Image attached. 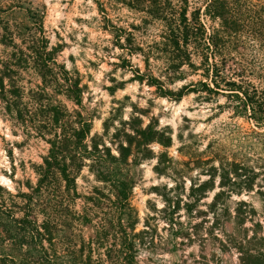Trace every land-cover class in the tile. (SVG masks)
Wrapping results in <instances>:
<instances>
[{"label": "trees", "instance_id": "trees-1", "mask_svg": "<svg viewBox=\"0 0 264 264\" xmlns=\"http://www.w3.org/2000/svg\"><path fill=\"white\" fill-rule=\"evenodd\" d=\"M121 1L146 12V21L161 23L160 39L147 48L131 31L112 25L119 48L144 57L146 70L135 68L138 80L178 100L192 92L224 94L237 101V114L264 129V86L253 83L247 59V0H202L194 10L189 0L180 6L171 0ZM45 17L32 0H0V115L50 145L36 186L15 194L0 184V264H137L149 231L137 229L136 167L156 159L159 175L181 178L186 171L179 165L186 162L169 155L172 136L153 122L123 121L110 141L93 134L92 114L84 105L87 86L78 71L59 61L60 46H51ZM153 61L161 62L163 77L153 72ZM122 63L133 67L129 59ZM189 72L200 79L177 91L167 86L166 81L183 80ZM60 97L77 108L70 109ZM155 144L161 146L158 153ZM86 168L102 187L81 194L77 179ZM220 169L222 179H229L224 164L210 170ZM211 183L196 186L192 181L187 209L207 197L214 189ZM176 187V201L168 199L174 209L186 197ZM226 199L220 190L207 207L229 209ZM77 200L83 201L81 209ZM249 264H264V259L250 257Z\"/></svg>", "mask_w": 264, "mask_h": 264}, {"label": "rangeland", "instance_id": "rangeland-1", "mask_svg": "<svg viewBox=\"0 0 264 264\" xmlns=\"http://www.w3.org/2000/svg\"><path fill=\"white\" fill-rule=\"evenodd\" d=\"M32 1L46 11L45 28L51 46H60L59 61L78 71L87 86L84 105L92 114L93 134L110 141L123 121L141 119L144 126L153 122L172 136L169 155L186 162L179 165L186 171L181 178L172 173L159 175L154 169L156 159L136 167L133 205L139 211L137 229L149 231V243L137 264H249L250 257L264 259V129L237 114V101L224 94L192 92L178 100L164 97L146 80H138L135 68L146 70L144 57L129 56L120 49L112 25L131 31L147 48L160 39L161 23L146 21L150 18L146 12L121 0ZM171 1L176 6L183 3ZM189 1L190 10L202 6V0ZM247 4V59L252 81L261 88L264 0H247ZM16 18L23 20L22 15ZM124 58L133 67L124 66ZM152 65L155 75L163 77L161 62L153 61ZM185 77L175 83L166 81L167 86L177 91L183 84L200 79L190 72ZM60 98L70 109L77 108ZM49 148L41 137L27 135L13 120L0 115V184L15 194L28 192L38 182V168ZM153 148L158 153L161 146ZM223 164L229 179H222L221 169L210 170ZM209 180L214 189L208 190L195 209H187L192 181L198 186ZM224 181L227 184L222 187ZM77 182L81 194H88L94 186L102 187L88 168ZM177 185L186 197L174 209L175 202L170 205L168 199L176 201ZM220 190L226 193L229 209H208L207 204ZM241 201L246 205L239 206ZM75 205L81 209L83 201L77 200Z\"/></svg>", "mask_w": 264, "mask_h": 264}]
</instances>
